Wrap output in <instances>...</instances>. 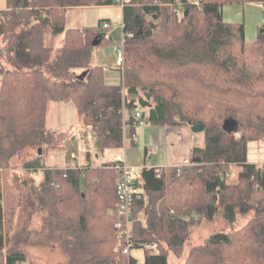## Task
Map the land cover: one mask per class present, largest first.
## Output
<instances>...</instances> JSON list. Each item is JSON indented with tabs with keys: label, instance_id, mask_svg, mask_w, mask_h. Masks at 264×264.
Wrapping results in <instances>:
<instances>
[{
	"label": "trees",
	"instance_id": "1",
	"mask_svg": "<svg viewBox=\"0 0 264 264\" xmlns=\"http://www.w3.org/2000/svg\"><path fill=\"white\" fill-rule=\"evenodd\" d=\"M194 1L123 0L122 31L132 35L117 66L120 84H112L103 66L92 64V40L100 38V45L103 32L65 28L64 15L70 7L114 0H6L0 9V170L26 148L64 137L45 127L49 100L72 101L100 152L122 145L126 130L133 141L135 104L146 123L203 124V144L191 148V164L179 171L162 167L159 175L155 166L141 167L131 206L133 247L155 241L156 250H144V264H166L169 250L181 254L201 216L212 220L221 207L223 219L233 222L237 212L252 210L239 228L192 246L184 264H264V162L247 161L248 142L264 139V29L246 41L243 23L222 15L226 3L264 0ZM60 34L54 46L52 37ZM226 118L237 122L231 132L222 129ZM72 161L47 167L36 153L23 162L26 170L41 169L29 189L31 203L45 213L24 241L57 246L63 264H135L117 238L118 170L111 159ZM231 164L240 165L235 182L225 174ZM12 188L5 182L0 194V264L25 259L4 253L7 224L21 200Z\"/></svg>",
	"mask_w": 264,
	"mask_h": 264
},
{
	"label": "rangeland",
	"instance_id": "2",
	"mask_svg": "<svg viewBox=\"0 0 264 264\" xmlns=\"http://www.w3.org/2000/svg\"><path fill=\"white\" fill-rule=\"evenodd\" d=\"M222 15L225 20L242 22L244 25V37L246 41L257 39L264 29V2H230L222 6ZM108 21L109 27L104 28L98 24V20ZM65 28L75 27L89 29L95 32H103L106 40L100 45H95L92 50V64L103 66L104 80L112 84H120L121 73L116 65V50L105 52L107 47H116L121 40V6L117 3L98 6H74L66 9L64 15ZM49 36H45L48 42ZM62 34L52 37L54 46L61 44ZM45 127L55 133H64V137L50 145L41 147H28L21 155L14 156L5 170H0V194L2 196L3 185L7 182L13 186V191L21 195L19 205L15 206L11 219L7 224L8 240L4 245V253H21L25 259L18 264H63L65 257L57 246L44 245L24 241L30 230L39 229L44 218V210L40 209L37 202L31 203L34 195L30 194V186L37 185L41 179V169L29 171L22 166L23 162L39 153L41 160L47 167H65L72 160L76 166L89 163L100 164L112 159L116 153L124 152L126 160L141 168L165 163V125L143 123L135 129L130 141V134L126 130L122 145L119 147L105 148L102 152L96 149V141L91 128L84 124L78 115L74 104L70 100H49L46 107ZM238 135V133H235ZM167 145V143H166ZM152 149V155L147 157L144 147ZM158 146L161 149H158ZM167 149V148H166ZM163 161V162H161ZM247 161L256 164L264 162V139L251 140L247 144ZM240 165L231 164L225 174L230 182L237 179ZM140 171V170H139ZM1 203L4 199L1 198ZM252 210L241 214L236 213L233 222L223 219L221 207L218 208L212 220H206L202 216L198 223L194 224L187 239L184 242L180 255L171 250L167 253L166 264H184L189 249L203 242L210 234L215 232H228L242 226L252 216ZM135 264H144V250L141 247H133L130 250Z\"/></svg>",
	"mask_w": 264,
	"mask_h": 264
},
{
	"label": "built area",
	"instance_id": "3",
	"mask_svg": "<svg viewBox=\"0 0 264 264\" xmlns=\"http://www.w3.org/2000/svg\"><path fill=\"white\" fill-rule=\"evenodd\" d=\"M179 3V0H174ZM172 2V0H170ZM195 3L198 0L194 1ZM114 3H117L121 7L123 6V0H114ZM182 10L180 9L179 12ZM102 26L104 28L109 27L110 23L108 21H103ZM122 28V21H121ZM132 33L129 31L123 32L121 40L118 45L113 49L116 50V65L122 66L123 64V55H124V41L126 37L131 36ZM122 114H126L125 107L123 106ZM132 113L135 117L133 121V126L137 127L142 125L144 122L142 118V109L138 104H135ZM93 137H95L93 135ZM150 154V151H146V156ZM192 161L189 158L184 159L181 163L176 164L174 166L176 171H179L180 167L183 165H189ZM71 166H74V162H70ZM110 165L118 170V179L116 181V195H117V205H116V214L117 220L115 222V226L117 229V238L122 240L123 243V252L126 254H130V250L133 247V241L130 239V223H131V206L134 200V197L139 192V187L136 185L135 180L140 177V168L130 164L125 157L124 152H120L115 154L112 159ZM162 167H156L155 172L159 175ZM143 250L154 251L157 248V243L155 241L146 242L141 247Z\"/></svg>",
	"mask_w": 264,
	"mask_h": 264
},
{
	"label": "crops",
	"instance_id": "4",
	"mask_svg": "<svg viewBox=\"0 0 264 264\" xmlns=\"http://www.w3.org/2000/svg\"><path fill=\"white\" fill-rule=\"evenodd\" d=\"M5 5H6V0H0V9L4 8ZM90 6H98V5H90ZM108 50L111 51L110 49ZM165 127L166 130L164 131L165 132L164 143H165V147L167 148V149L165 148V154H166L164 159L165 163H161L160 165H150V166L174 167L176 164L181 163L184 159L191 158V148L193 146H201L203 144L202 132H193L190 129V125L188 124H181L174 126L165 125ZM158 149H161V147L158 146ZM147 150L150 151V154L147 157H150L152 155V149L150 147L145 146L144 147L145 155ZM143 166H146V164L143 163Z\"/></svg>",
	"mask_w": 264,
	"mask_h": 264
},
{
	"label": "water",
	"instance_id": "5",
	"mask_svg": "<svg viewBox=\"0 0 264 264\" xmlns=\"http://www.w3.org/2000/svg\"><path fill=\"white\" fill-rule=\"evenodd\" d=\"M184 15H187V9L184 10ZM263 31V29L261 30ZM101 39L98 38V37H94V39L92 40V45H98L100 43ZM108 49L112 50V47H107L105 49V52L108 53ZM84 74V72H83ZM237 126V122L234 118H226L224 121H223V124H222V129L226 132H231L234 130V128ZM190 129L193 131V132H201L203 130V124H193V125H190ZM38 152L40 153V149L38 150ZM193 161H196L198 160V158L196 157H193L192 158Z\"/></svg>",
	"mask_w": 264,
	"mask_h": 264
}]
</instances>
